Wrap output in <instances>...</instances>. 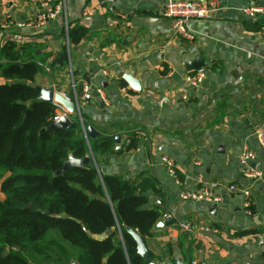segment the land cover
<instances>
[{
    "label": "crops",
    "instance_id": "crops-1",
    "mask_svg": "<svg viewBox=\"0 0 264 264\" xmlns=\"http://www.w3.org/2000/svg\"><path fill=\"white\" fill-rule=\"evenodd\" d=\"M193 1L208 5L213 15L210 21H191L192 39L184 40L163 16L162 0H0V46L37 44L51 54L48 64L67 48L70 70L93 93L80 111L95 131L119 136V149L125 135L142 133L139 152L111 155L105 169L127 181L148 173L161 187V197L146 193V208L158 207L172 218L170 226L154 227L145 240L156 261L264 264V147L253 137L256 128L264 130V13L247 12L264 9V0ZM43 3L62 4L61 13L42 27L17 28L34 22ZM75 26L89 34L71 46L66 33ZM198 57L204 60L205 82L187 89L185 78L192 71L186 65ZM60 70L38 76L34 86L65 94ZM123 74L140 81V93L129 90ZM185 89L183 102L179 96ZM244 148L254 153L252 167L263 174L252 185L250 215L241 194L219 192L217 204L181 201L182 189L196 191L211 182L247 185L238 164ZM161 156L174 162L180 185L167 174ZM174 221L187 222L190 230L181 231ZM250 229L258 234L234 236Z\"/></svg>",
    "mask_w": 264,
    "mask_h": 264
},
{
    "label": "trees",
    "instance_id": "trees-1",
    "mask_svg": "<svg viewBox=\"0 0 264 264\" xmlns=\"http://www.w3.org/2000/svg\"><path fill=\"white\" fill-rule=\"evenodd\" d=\"M88 34L84 26L68 28V44L76 46ZM40 47L13 41L0 46V264H73L80 259L85 264H147L127 230L144 242L152 237L164 212L146 208V193L161 197V187L148 173L132 181L101 173L109 156L133 152L143 135L128 133L114 150L113 135H87L92 124L82 112V123L76 119L66 130H46L56 107L38 101L34 82L45 68L53 72L59 67L48 66L51 54ZM71 75L78 96L85 82L74 71ZM86 156V169L56 175L69 157ZM62 214L65 218H58ZM108 229L105 239L92 238ZM256 234L250 229L234 236Z\"/></svg>",
    "mask_w": 264,
    "mask_h": 264
},
{
    "label": "built area",
    "instance_id": "built-area-1",
    "mask_svg": "<svg viewBox=\"0 0 264 264\" xmlns=\"http://www.w3.org/2000/svg\"><path fill=\"white\" fill-rule=\"evenodd\" d=\"M163 1V16L171 21L172 31L174 34L178 35L184 40H191L192 36L189 32V23L191 21H210L213 15V9H211L205 3H201L193 0H162ZM62 10V4L49 5L46 3L42 4L41 12L36 16L34 22L24 24L19 23L17 28L21 29L23 27H29L34 25L36 27H42L48 21L56 18ZM248 14L252 16L256 13H264L263 8L259 7H250L247 10ZM46 73H48V69L45 68ZM205 71L204 69H199L193 71L185 78V83L187 85V89H195L205 82ZM71 95L68 96L64 93H60L66 100L72 101L75 103V107L77 110L76 115H69L67 111L60 105L54 104L56 107L55 115L52 118V121H57L62 117H68L71 121H75L76 119L82 123L80 117V109L81 106L91 101L93 97V93L90 90L88 84L84 83L82 85V89L80 95L76 94V85L73 80L71 81ZM94 94L100 98L102 103L107 107L108 102L104 97V94L101 89H96ZM188 95L186 89L181 92L179 99L183 102L187 101ZM253 137L257 141V143L264 147V130L261 127H258L253 132ZM133 152H139V147H137ZM255 156L252 151L244 148L240 151L238 156V164L240 166L241 175L244 180L247 181V185L241 186L238 184L231 183L229 185H223L218 182H211L203 187H200L199 190L196 191H188L186 189H182L179 198L182 202L185 201H204L209 204H217L221 201V194L219 192H224L228 194H241L244 197V212L247 215H250L252 210V185L260 180L263 176L262 172L256 170L252 167V162ZM161 163L164 165L167 174L174 179V182L180 185V181L178 179L177 170L174 165V162L166 156L160 157ZM171 219L172 218L164 214L162 216V220ZM176 226L183 232H188L190 230L189 225L185 221H174Z\"/></svg>",
    "mask_w": 264,
    "mask_h": 264
},
{
    "label": "water",
    "instance_id": "water-1",
    "mask_svg": "<svg viewBox=\"0 0 264 264\" xmlns=\"http://www.w3.org/2000/svg\"><path fill=\"white\" fill-rule=\"evenodd\" d=\"M98 2H103L104 0H97ZM68 59L67 53L61 52L57 54L48 64L49 67L59 66L61 67L63 63ZM204 66V60L201 57L187 63L186 69L188 71H196L202 69ZM122 81L129 87V90L134 93H140L141 83L140 81L136 80L130 74H123L121 77ZM35 89L39 92L38 101L48 102L52 104H57L62 106L69 115H76L77 110L75 107V103L72 101L66 100L60 93L55 92L53 89H41L40 87H35ZM73 121H71L68 117H62L57 121H54L46 130L56 132L57 130H66L72 125ZM86 133L89 137L93 138L98 133L92 126H87ZM115 146L114 150L119 149V136L114 137ZM90 158L83 157L81 159H75L73 157H69L67 161L63 164L61 169L56 172V175H61L66 173L71 169H86L89 166ZM111 169H101L102 174H111ZM28 209H32L31 205L27 206ZM58 218L64 219L65 215H59ZM172 224L171 219H166L163 223H158L155 226V230L162 228L163 226H170ZM111 232V229L106 230L101 235H94L92 236L95 240H103L108 236ZM127 233L131 235L135 244H136V253L141 258L144 263L147 264H161L153 258V255L148 251L145 242L139 237V235L133 230H127ZM76 264V263H73ZM174 264H184L181 261H176ZM190 264V263H189Z\"/></svg>",
    "mask_w": 264,
    "mask_h": 264
},
{
    "label": "rangeland",
    "instance_id": "rangeland-1",
    "mask_svg": "<svg viewBox=\"0 0 264 264\" xmlns=\"http://www.w3.org/2000/svg\"><path fill=\"white\" fill-rule=\"evenodd\" d=\"M63 52H67V48L63 47ZM70 64L68 63V61H65L63 63V65L61 67H59V69L61 68L62 72H64V82H63V91L65 92L66 95L70 96L71 95V81L72 79V75H70V72L72 73V71L70 70ZM58 69V70H59ZM58 88V87H55ZM57 90V89H56ZM1 182V179H0ZM3 198V195L0 194V200ZM76 264H85V261H83V259L78 260V262H75Z\"/></svg>",
    "mask_w": 264,
    "mask_h": 264
}]
</instances>
